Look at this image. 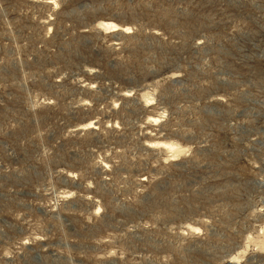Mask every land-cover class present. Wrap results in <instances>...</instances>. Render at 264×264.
I'll return each instance as SVG.
<instances>
[{"label": "rangeland", "instance_id": "374dc122", "mask_svg": "<svg viewBox=\"0 0 264 264\" xmlns=\"http://www.w3.org/2000/svg\"><path fill=\"white\" fill-rule=\"evenodd\" d=\"M0 264H264V0H0Z\"/></svg>", "mask_w": 264, "mask_h": 264}]
</instances>
